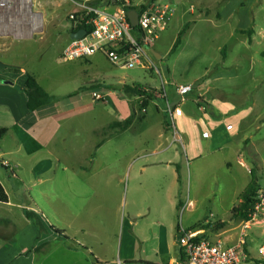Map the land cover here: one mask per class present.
<instances>
[{
  "label": "rangeland",
  "instance_id": "1",
  "mask_svg": "<svg viewBox=\"0 0 264 264\" xmlns=\"http://www.w3.org/2000/svg\"><path fill=\"white\" fill-rule=\"evenodd\" d=\"M52 1L48 12H53L55 17L44 22L42 32L30 39L8 38L6 42L11 43V47L1 52V59L35 73L45 89L58 95L56 103L72 104L69 117L56 132L58 145L68 151H92L97 164L104 162L116 167V172L123 177L122 186L130 189L135 177L125 171L129 160L133 159L135 167L146 161L145 158H152V152L165 147V143L158 146V134L163 130L164 119V99L158 98L162 87L169 103H180V108L187 113L194 110L196 104L193 101L199 98L204 106L211 102L227 107L224 112H218L222 123L214 134L223 142L213 144L216 147L224 143L223 150L212 154L207 142L201 140L197 149L202 155L194 159L191 154L193 145L188 144L177 125L183 144L171 142L169 132V148H172L162 151L161 156L172 157L174 149L180 154L183 176L180 193L188 196L195 206L184 213L183 223L195 228L202 226L207 219L219 232V238L236 241L238 219L230 217V210L251 181L249 169L253 168L264 193V0H162L172 4L175 10L167 27L152 44L161 58L148 52L150 59L143 60L144 67L133 68L112 65L101 53L74 60L63 58L61 52L70 39L68 11H76L78 7L66 0ZM185 25L187 30L171 52ZM237 28H251L250 38L245 33H237ZM171 81L192 85L183 101ZM133 83L141 85L144 90L150 87L156 90L151 91L148 99L146 95H125L124 86ZM94 91L107 96L95 100ZM130 110L135 115L131 126L125 130L111 127L114 119L126 118ZM202 112L199 110L197 114ZM206 113L210 115L209 110ZM227 124L232 125L231 130L226 128ZM27 142L29 150L41 149L30 139ZM239 157L247 163L248 169L238 163ZM41 161L31 170L19 172V180L2 170L12 181L14 195L22 205L36 206L44 213L47 183L44 162ZM153 176L162 179L165 189L174 184L167 171L150 176L147 180L150 200L154 197L153 189L160 185ZM141 177L145 179L144 175ZM13 211L20 232L26 233L24 215L19 219L17 212L20 209L14 208ZM218 222L223 225L216 227ZM150 227L155 229L152 223ZM45 231L50 232L48 227ZM247 234L250 255L261 264L257 249L264 239V227L252 226ZM31 240L29 232L15 249L16 255L21 253V245L29 247ZM67 244L73 246L68 240ZM47 251L44 246L41 252L30 251L16 258L21 264H72L77 258L72 252L62 254L60 250H54L46 254Z\"/></svg>",
  "mask_w": 264,
  "mask_h": 264
},
{
  "label": "crops",
  "instance_id": "2",
  "mask_svg": "<svg viewBox=\"0 0 264 264\" xmlns=\"http://www.w3.org/2000/svg\"><path fill=\"white\" fill-rule=\"evenodd\" d=\"M66 1L77 6L76 11L80 10L79 4L82 1ZM86 1L104 8H111L114 3V0H83ZM129 1L139 4L144 0ZM51 2L53 1L32 0V8L36 4L35 10L41 13L43 25L45 21L55 17L53 12H48ZM57 5L60 6L59 3ZM76 11H68V14ZM13 16V12L0 8V127L7 129L0 140V159L8 162L7 166L0 163V185L7 196L5 202L0 201V264H21L16 256L30 251L41 252L44 246L48 248L46 254H51L54 250H60L62 254L75 253L77 258L72 264H178L181 256L176 229L179 224L192 228L183 223L182 217L195 206L188 200V196L180 193L179 186L183 184V176L178 150H173L172 157L161 156L170 146L169 130L165 123L167 118L163 109V130L158 134V146L165 143V147L152 152V158H145L146 161L135 167L133 159H130L125 171L133 174L135 182L130 189L124 188L123 177L116 172L117 168L104 162L97 164L92 151H68L58 145L56 132L69 117L72 104L56 103L58 95L45 89L35 73L28 72L20 65L4 63L1 59V52L11 47V43L6 42L8 38H31L15 36L17 28L13 23ZM27 74L34 76L39 85L55 95V100L29 111L25 95L19 89ZM158 98L161 97L158 95ZM201 101L200 98L193 101L196 105L189 113L180 108V103L172 105L182 111L176 116V122L185 140L190 146L193 145L191 154L194 159L202 155L197 149L201 140L207 142L212 154L224 148V143L216 147L213 144L223 142L214 134H217L215 132L222 123L218 112H224L227 107L213 105L211 102L204 106L200 104ZM117 109L118 105L115 110ZM199 110L203 111L201 115L197 114ZM206 110H209L210 115ZM124 117L113 121L123 120ZM231 126L227 124L226 128L231 130ZM28 139L41 149L29 150ZM41 159L44 162L45 184L47 183L44 213L36 206L22 205L14 195L12 181L2 170L5 169L17 178L19 172L31 170ZM237 160L241 166L249 168L241 157ZM226 164L229 165L228 162ZM161 171H167L173 177L174 184L165 189L162 179L157 180L153 176L160 185H157L158 190L153 189L154 197L150 200L147 180ZM34 176L37 177L36 174ZM257 191L261 192V189L258 187ZM14 208L20 209L17 212L19 219L23 217L25 209L33 213L34 219H28L24 215L23 221L27 228L24 235L20 232L19 224L15 223ZM150 223L155 229L150 227ZM47 227L50 232L45 231ZM29 232L32 239L29 247L22 244L21 253L16 255L15 249ZM67 240L71 241L72 247L67 244ZM76 246H80V250ZM25 247L27 251H22Z\"/></svg>",
  "mask_w": 264,
  "mask_h": 264
},
{
  "label": "built area",
  "instance_id": "3",
  "mask_svg": "<svg viewBox=\"0 0 264 264\" xmlns=\"http://www.w3.org/2000/svg\"><path fill=\"white\" fill-rule=\"evenodd\" d=\"M80 10L68 14L71 31L84 28L81 38H70L61 55L67 60L87 58L101 53L112 64L122 68L144 67L143 60L149 58L148 52L160 33L167 27L174 7L162 0H146L134 4L129 0H114L111 8L100 7L88 1L79 4ZM0 8L15 14L16 37H32L41 32L43 21L40 12L32 8V0H0ZM134 9L137 14L136 25L128 18V11ZM13 21V19H12ZM150 59V58H149ZM175 91L183 96L192 90L191 84H177ZM93 99L102 100L107 94L92 93ZM160 97L164 99L163 112L171 133V142L183 144V137L178 133L175 117L182 113L177 106H172L162 87ZM204 109V107H200ZM4 166L7 160L0 159ZM249 219H239L237 240L226 241L219 238V232L210 221L206 220L200 227L186 228L179 224L176 229V240L181 259L178 264H258L250 255L246 237L252 226L264 227V193H257ZM22 251H27L23 248ZM258 256L264 264V239L258 246Z\"/></svg>",
  "mask_w": 264,
  "mask_h": 264
},
{
  "label": "trees",
  "instance_id": "4",
  "mask_svg": "<svg viewBox=\"0 0 264 264\" xmlns=\"http://www.w3.org/2000/svg\"><path fill=\"white\" fill-rule=\"evenodd\" d=\"M188 26L185 25L180 32L178 33L173 46L171 48V52L175 50L177 45L180 42L181 37L187 30ZM237 33H245L248 35V38L251 36V28H237ZM19 89L24 93L26 98V107L29 111H34L37 108L49 104L55 100L56 96L48 93L39 83L36 81L34 76L26 75L25 80L19 86ZM154 87H150L149 90H144L143 87L137 83H133L131 85H125L123 88V93L125 95H146L147 99L150 97L151 91H155ZM75 92L70 93L67 96L73 95ZM134 112L130 110V113L123 120L113 121L111 123V127L118 128L119 130H125L128 128L134 120ZM166 125L168 124V120L165 121ZM7 129L4 127H0V140L6 134ZM177 169V166H176ZM250 173L252 175L250 183L244 188V190L239 195L238 203L233 205L230 210V217L232 219H249V215L253 210L255 203L257 202V190H258V179L253 174V168L250 169ZM179 181V176H178ZM7 200V196L4 192V189L0 185V201L5 202ZM179 205V203H178ZM24 215L28 219H34L33 213L27 209L24 210ZM216 227H221L223 225L222 222H218L215 224ZM257 262V261H256Z\"/></svg>",
  "mask_w": 264,
  "mask_h": 264
},
{
  "label": "water",
  "instance_id": "5",
  "mask_svg": "<svg viewBox=\"0 0 264 264\" xmlns=\"http://www.w3.org/2000/svg\"><path fill=\"white\" fill-rule=\"evenodd\" d=\"M128 18L130 20V23L134 26L136 25V22H137V14H136V11L134 9H131L128 11ZM86 30L84 28H81V29H78L77 31L75 32H71L69 34V37L70 38H81L84 34H85ZM150 52L154 54L155 57L157 58H161V55L156 52L153 48L150 49ZM249 166L252 167V164L249 163Z\"/></svg>",
  "mask_w": 264,
  "mask_h": 264
}]
</instances>
